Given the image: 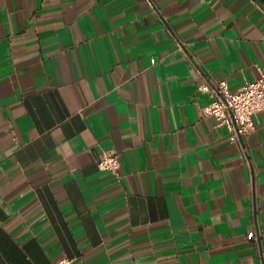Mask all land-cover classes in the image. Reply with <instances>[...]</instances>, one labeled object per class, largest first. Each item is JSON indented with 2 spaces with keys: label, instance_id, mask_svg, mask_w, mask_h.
<instances>
[{
  "label": "crops",
  "instance_id": "crops-1",
  "mask_svg": "<svg viewBox=\"0 0 264 264\" xmlns=\"http://www.w3.org/2000/svg\"><path fill=\"white\" fill-rule=\"evenodd\" d=\"M154 2L0 0V264H264V109L248 164L200 88L258 77L264 2Z\"/></svg>",
  "mask_w": 264,
  "mask_h": 264
},
{
  "label": "built area",
  "instance_id": "built-area-1",
  "mask_svg": "<svg viewBox=\"0 0 264 264\" xmlns=\"http://www.w3.org/2000/svg\"><path fill=\"white\" fill-rule=\"evenodd\" d=\"M146 1L151 7H155L154 0ZM200 88L211 96L210 102L201 108L202 113L213 115L218 124L228 128L231 142L243 146V138L255 128L254 114L264 109V68L260 70L258 77L246 80L238 89H232L226 79L216 81L208 79L200 85ZM242 151L249 164L250 159L244 146ZM97 163L100 169L119 174L120 152L103 150ZM248 238L259 243L258 229H251ZM72 260L68 256H63L54 264H70Z\"/></svg>",
  "mask_w": 264,
  "mask_h": 264
},
{
  "label": "water",
  "instance_id": "water-1",
  "mask_svg": "<svg viewBox=\"0 0 264 264\" xmlns=\"http://www.w3.org/2000/svg\"><path fill=\"white\" fill-rule=\"evenodd\" d=\"M261 1H263V2H264V0H261Z\"/></svg>",
  "mask_w": 264,
  "mask_h": 264
}]
</instances>
